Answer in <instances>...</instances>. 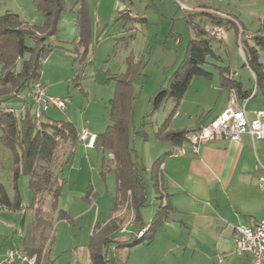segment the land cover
<instances>
[{
    "label": "rangeland",
    "instance_id": "1",
    "mask_svg": "<svg viewBox=\"0 0 264 264\" xmlns=\"http://www.w3.org/2000/svg\"><path fill=\"white\" fill-rule=\"evenodd\" d=\"M14 1L16 0H0V15L7 10L17 12V3ZM26 1L28 5L33 6V0ZM123 1L137 15L144 16L146 21H128L126 29H123V19L109 20V11L104 13V10L102 12V6H100L98 31L100 32L106 22H108L109 29L105 30V34L99 36L97 41L95 40L98 31L92 37L93 50L90 52V57L92 55L95 66L100 67L98 71H95L94 76L92 75L91 78L83 77L87 71L86 67L78 79L74 80L75 70L78 66L73 64L72 55L68 59L59 56L58 51H56V55L51 58L48 57V59L50 58L49 61L48 59L43 61L41 73L45 69L50 76H55L57 71L59 72L58 77L66 76L55 86L59 93L52 94L64 98L66 107L58 109L50 106L45 113L40 111V119L49 117L58 120H71L80 131L83 128L88 131H94L93 129L96 128L98 129L97 133L104 131L106 125L110 123L109 98L114 94V83L108 80V77L112 73H118L125 69L124 58L129 50H132L137 56L144 55L140 65V74L132 82L134 94L129 124L131 154L144 168L141 175L147 182L146 201L139 209L140 220H135L132 223L133 229L138 231L141 223L146 224L151 217L150 215L159 206L158 194L150 180L151 167L157 157L163 153L162 148L171 146L168 142L156 140L154 132L166 119L173 107L174 100L172 97L167 98L153 111L150 103L152 95L159 87L165 85L166 78H169L173 71L177 70L183 59L188 41L196 37L198 33L202 36L208 35L206 29L211 26L208 9L227 12L233 17L235 15V19L244 32L254 35L259 28L260 20L264 18V0ZM181 5L186 6V8ZM188 19H190V23ZM223 28V35L225 34L223 40L213 36L215 39L212 40V49L215 56L208 57L207 62L203 64L204 68L212 72L211 79L201 76L191 78L180 104L170 120V128L192 130L200 121L213 115L216 95L220 92L218 89L221 90L222 94H227L225 88H220L219 71L215 65L228 66L233 77L241 81L244 88L254 90L252 75L244 65L236 27L230 23ZM122 36L128 38V48L124 47L123 39L119 38ZM27 44L30 45L31 41L27 40ZM94 46L96 47L94 48ZM259 60L264 65V49L259 50ZM67 63L70 65L68 66ZM179 71V77H181L184 68ZM213 88H218L215 89L217 93L213 91ZM222 94L220 98L217 96V104L223 101ZM25 99L31 113L39 110L37 104L32 102L28 90L22 91L17 97L7 99L3 105L14 109L16 115H19L20 111L25 110ZM260 99L264 100V95L256 90L250 103H258ZM261 105L264 108V103ZM140 128L145 131L146 135L134 132ZM1 133L0 129V136ZM81 143L83 142L79 140L78 149L82 148ZM61 152H63L62 149L58 156L60 159L63 157ZM89 156L93 162V170L90 172L87 166H83L76 175L74 171L72 174L73 177L78 176L76 179L78 186L90 185V191L85 189L83 195L88 193L87 198H80L78 204L71 207L69 211L66 209L67 219H58V213L53 215V243L48 250L46 264H90L88 244L95 222L106 221L111 216L117 219L124 217L120 224L121 227L129 217V214L123 212L125 206L115 212L113 210L116 190L113 171H106L103 175L100 173L102 159H110V154L106 150L92 148L87 153V157ZM13 167V151L0 142V181L11 199L18 192L22 201V209L20 210H11L0 206V246L7 247L9 245L14 250H18L21 247L22 237L29 230L33 192L27 175L21 174L14 182ZM160 173L158 174L159 179ZM132 225L129 229H132ZM130 235L129 232L117 231L111 237L112 242L106 249L107 259L111 264H137L142 249L120 247L114 251L115 240H127Z\"/></svg>",
    "mask_w": 264,
    "mask_h": 264
},
{
    "label": "trees",
    "instance_id": "2",
    "mask_svg": "<svg viewBox=\"0 0 264 264\" xmlns=\"http://www.w3.org/2000/svg\"><path fill=\"white\" fill-rule=\"evenodd\" d=\"M76 14L77 37L69 48L55 40L58 33V22L65 10L66 0H33V7L42 17L40 25L30 24L17 12L7 10L0 15V142L10 148L14 154V182L21 175H27L33 192V202L30 206L31 220L27 234L21 239L22 250L28 255H36V264H46L47 253L53 243L52 228L54 214L58 219H67L68 214L59 207V199L64 181L59 177L64 166L69 162L78 144V131L69 120L52 118L40 119L36 112L31 113L25 99V110L16 115L14 109L4 107L7 99L17 97L24 90L30 91L33 83L40 80L42 63L55 49L68 50L73 57L75 70L74 80L82 74L88 65L92 43V20L86 0H73ZM211 23L227 26L233 22L208 14ZM117 19L128 21H143L128 8L118 12ZM190 23V19H188ZM196 28V26H193ZM204 31V30H203ZM123 39V45L128 48V38ZM213 36L198 35L191 38L185 48L183 59L177 70L166 78L165 85L159 87L151 97L150 103L154 111L169 97L174 104L164 122L156 129L154 136L161 142H170L180 146L189 140V134L196 130L187 128L172 129L170 120L177 110L180 101L193 76L211 79L212 72L203 67L208 57L215 56L212 49ZM27 40L31 44H27ZM244 65L252 71L256 90L264 93V67L259 60V50L264 49V18L260 20L257 32L250 40L242 41ZM144 55L137 56L129 50L124 58L125 69L112 73L108 77L114 83V94L109 99L110 123L104 131L96 134L93 148L108 151L110 159H102L100 173L113 171L116 180L114 212L124 207L123 212L134 213V221L140 220L139 209L146 201L147 182L142 178L144 168L137 159L132 157L129 124L131 119V102L134 94L133 79L140 74V65ZM219 71L221 88L234 90L239 99L250 96L251 90L243 87L241 81L235 79L228 66L215 65ZM184 68L179 77V70ZM79 86V84H78ZM255 92L253 93V95ZM252 95V96H253ZM33 102V101H32ZM47 110V109H46ZM41 113H45V111ZM135 133L146 135L140 128ZM63 155L60 159L59 154ZM166 151L159 155L150 170V180L156 192L160 193L162 186L161 165L164 159L171 155ZM160 173V179L158 174ZM90 191V186L89 190ZM88 193L85 195L87 197ZM162 198L161 195L158 196ZM47 205V210H46ZM0 206L11 210L22 209V201L16 192L11 199L0 181ZM171 205L160 203L141 236L131 234L127 240H115L114 251L120 247L132 246L137 243L150 242L154 232L167 218ZM131 211V212H130ZM124 217H110L107 221H96L93 225L90 243L88 244L90 264H111L107 259L106 249L112 242V236L119 231ZM139 229V230H140ZM114 241V240H113ZM44 252V253H43ZM45 258V260H44Z\"/></svg>",
    "mask_w": 264,
    "mask_h": 264
},
{
    "label": "crops",
    "instance_id": "3",
    "mask_svg": "<svg viewBox=\"0 0 264 264\" xmlns=\"http://www.w3.org/2000/svg\"><path fill=\"white\" fill-rule=\"evenodd\" d=\"M86 1L92 20V37L97 34L99 28L98 13L100 6H102V12L104 10V13L109 11V20H116L119 10L129 8L123 0ZM14 2L17 3V12L28 23L35 25L42 23L40 12L32 5H28L26 0H16ZM74 9V1L66 0L65 10L59 19L58 33L55 38L56 41L67 45L69 48L77 37ZM129 9L137 15L131 8ZM141 17L145 18L144 16ZM234 17L236 16L234 15ZM208 18L210 25L213 24L209 16ZM143 21H146V18ZM126 27V23H124L123 29H126ZM108 29V22H106L100 32L98 31L95 41L99 36L105 34V30ZM224 36L225 34L220 39L223 40ZM56 51H58L59 56L68 59L71 57L68 50L57 48L44 61L49 56L51 58L56 55ZM99 68L95 66L94 58L91 55L87 71H85L83 77L91 78ZM248 70L254 81L252 71L250 68ZM58 74L57 71V77L56 75L50 76L45 69L41 73L40 81L47 85V94L50 96L59 93L56 91L55 86L66 77H58ZM254 85L253 91L256 92L255 81ZM215 89L213 88V91L217 93ZM218 91L220 92L216 95V106L213 115L200 121L192 130H198L208 124L230 106L237 108L244 103L248 118H252L257 110L264 112V108L261 107V104L264 103L263 99H260L258 103H250L255 94L243 101L238 98L234 90L226 89L227 94H222L220 89ZM28 92L30 93V91ZM221 94L223 95V101L217 104V96L220 98ZM262 94L264 95V93ZM192 122H195V120H192ZM93 130L89 132L98 134V129ZM77 131L79 133L80 129H77ZM170 145L162 148L163 153L171 151L172 154L162 162V186L160 193L157 194L162 196L159 199V204L168 202L171 205V210L162 225L155 230L150 242L125 247L142 249L137 264H252L247 254L236 249L233 227L237 224L252 226L259 219L264 218V191L256 185V175L259 172L258 165L259 163L264 165V139L253 138L247 133L242 134L237 141L216 138L200 142L197 153L191 152L189 142H185L180 146H173L171 143ZM81 146L82 148L79 149L77 147L69 162L59 174V177L64 181L59 207L61 205L60 208L65 211L66 209L69 211L71 207L78 204L80 198H87L83 194L84 190H89L90 186H78L76 181L78 176L73 177L72 174V171H74L76 175L83 166H87L90 172L93 170L92 159L90 156L87 157L88 151L92 148L85 147L83 143H81ZM178 147L184 149L185 153L173 155L174 150ZM154 212L150 215L151 217H149L146 224L150 222ZM131 228L130 234H132L131 231L137 232L133 229V225ZM18 250H22V246ZM9 251L17 250L9 245L7 247L0 246V264H27L16 255L13 256L11 261H8Z\"/></svg>",
    "mask_w": 264,
    "mask_h": 264
},
{
    "label": "built area",
    "instance_id": "4",
    "mask_svg": "<svg viewBox=\"0 0 264 264\" xmlns=\"http://www.w3.org/2000/svg\"><path fill=\"white\" fill-rule=\"evenodd\" d=\"M183 8L186 6L181 5ZM211 14L227 19L235 24L238 36V44L242 49L241 44L243 40H250L252 34L244 32L243 28L235 19L227 13L216 9H208ZM206 33L210 36L220 38L224 33L222 25L213 23L206 29ZM254 91L249 97L244 99L246 101L253 95ZM30 97L32 101L37 104L38 111L36 116L40 115V111L48 109L53 106L58 109L66 107V100L62 97L50 96L47 94V86L42 81H35L30 89ZM250 134L253 138L264 139V112L257 110L254 112L252 118H248L244 103L234 108L227 107L218 116L212 119L208 124L202 126L200 129L189 134L188 142L191 144V152H198V144L203 141L212 140L216 138H227L231 141L239 140L242 134ZM78 139L84 143L85 147L93 148L96 141V134L89 132L87 129H82L78 133ZM185 151L181 147L174 150L173 155L184 154ZM162 172V167H160ZM259 172L256 175V185L260 190L264 191V165L259 163ZM134 221V213L131 212L124 224L119 228L120 232H130L129 227ZM147 227L141 228L137 232L131 231L136 236H141ZM235 233V246L239 252L247 254L252 264H264V218L259 219L254 225L249 226L245 224H237L233 227ZM16 255L21 261L27 264H36V255H28L22 250L9 251L8 261H11Z\"/></svg>",
    "mask_w": 264,
    "mask_h": 264
}]
</instances>
